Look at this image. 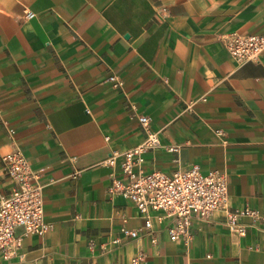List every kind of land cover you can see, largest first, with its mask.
Masks as SVG:
<instances>
[{"label":"crops","instance_id":"crops-1","mask_svg":"<svg viewBox=\"0 0 264 264\" xmlns=\"http://www.w3.org/2000/svg\"><path fill=\"white\" fill-rule=\"evenodd\" d=\"M233 33L264 35V0H0V196L13 186L1 157L19 151L52 226L19 229L0 264H264L262 220L242 219L241 236L223 211L194 218L186 249L162 212H151L155 243L124 236L144 219L109 193L122 154L154 132L145 174L218 171L231 210L264 213V52L238 64L224 44Z\"/></svg>","mask_w":264,"mask_h":264},{"label":"built area","instance_id":"built-area-1","mask_svg":"<svg viewBox=\"0 0 264 264\" xmlns=\"http://www.w3.org/2000/svg\"><path fill=\"white\" fill-rule=\"evenodd\" d=\"M28 19L34 15L27 13ZM231 58L238 64L257 62L264 52V35L229 34L224 41ZM115 88L122 83L113 76L109 78ZM138 122L144 128L150 124V118L138 117ZM221 134V131H216ZM160 147L157 134L148 132L145 140L130 150L124 152L120 164L122 178L112 179L109 193L119 195L129 200L137 208L144 219L142 230L134 231L121 228V233L129 238L150 235L156 242L152 226L151 212H162L158 220H168L169 240L189 248L192 241V221L194 218L206 219L212 213H226V223L229 229L244 235L246 227L240 222L248 218L253 222L264 221V213L243 208L231 210L228 205V184L225 174L218 171L201 175L198 166L187 170H177L168 175L160 171L145 174L142 169L144 155L150 150ZM177 152L178 148H170ZM2 170L12 183V189L6 195L0 196V252L4 259L10 260L21 247L19 229L25 235L43 236L52 229L44 221L43 187L39 185L37 174L31 170L29 162L19 151L8 153L1 157ZM114 164V158L108 162ZM143 256L138 254L132 258L131 264H139Z\"/></svg>","mask_w":264,"mask_h":264}]
</instances>
